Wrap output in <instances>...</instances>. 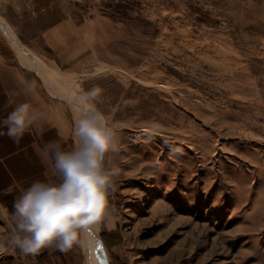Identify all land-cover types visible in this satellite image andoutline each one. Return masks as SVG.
Instances as JSON below:
<instances>
[{
  "label": "rangeland",
  "instance_id": "rangeland-1",
  "mask_svg": "<svg viewBox=\"0 0 264 264\" xmlns=\"http://www.w3.org/2000/svg\"><path fill=\"white\" fill-rule=\"evenodd\" d=\"M0 20V46L21 63L22 43L65 149L63 100L96 85L121 144L112 218L88 246L2 264H264V0H0ZM64 20L76 41L50 44Z\"/></svg>",
  "mask_w": 264,
  "mask_h": 264
},
{
  "label": "clouds",
  "instance_id": "clouds-1",
  "mask_svg": "<svg viewBox=\"0 0 264 264\" xmlns=\"http://www.w3.org/2000/svg\"><path fill=\"white\" fill-rule=\"evenodd\" d=\"M36 87L35 81L28 85L29 91ZM103 96L104 90L96 85L64 98L75 117V147L66 150L59 139L40 146L39 155L50 164L53 179L34 180L15 198L10 219L4 218L11 228L0 235V255L18 250L23 256H35L44 249L67 253L74 245L87 247L89 231L112 218L108 195L115 191L114 178L121 170L110 157L120 153L121 144L117 126L110 125L96 107ZM39 120L31 103H20L0 123L6 129L0 136L6 134L19 144L26 132L39 127Z\"/></svg>",
  "mask_w": 264,
  "mask_h": 264
},
{
  "label": "crops",
  "instance_id": "crops-1",
  "mask_svg": "<svg viewBox=\"0 0 264 264\" xmlns=\"http://www.w3.org/2000/svg\"><path fill=\"white\" fill-rule=\"evenodd\" d=\"M76 27L74 21L64 20L48 28L45 36L50 44H62L65 41L73 43L78 37ZM75 45L72 46L73 51ZM12 55L0 46V123L16 105L24 102L33 105L40 114V120L39 127L34 126L26 132L19 144L14 143L6 134L0 136V235L5 229L11 228L4 218L10 219L13 202L19 193L34 180L53 179L50 164L39 155L40 146L53 139L62 141L60 118L55 117L50 108L52 106H46L47 101L41 95L43 92L37 82L31 79L27 67L14 62ZM32 81L36 82L37 87L29 91L28 85ZM0 131L6 133V129L0 128ZM50 252L48 257L42 259L43 262L47 263L62 254L57 250ZM10 255H0V264L12 260Z\"/></svg>",
  "mask_w": 264,
  "mask_h": 264
},
{
  "label": "bare ground",
  "instance_id": "bare-ground-1",
  "mask_svg": "<svg viewBox=\"0 0 264 264\" xmlns=\"http://www.w3.org/2000/svg\"><path fill=\"white\" fill-rule=\"evenodd\" d=\"M1 21V20H0ZM3 23V22H2ZM4 23H6V21L4 22ZM1 27H2V25H1ZM6 27V26H5ZM10 31V30H9ZM8 32V31H7ZM12 34H13V32H12ZM14 35V34H13ZM13 37H15V36H13ZM18 40V39H17ZM17 40H12V42L14 43V48L16 49V51H17V54H18V56H19V60H21V63L25 66V67H27V68H31L32 69V66H34V65H31V64H33V63H31L32 61H29L28 59H27V57H26V55L24 56L23 54L25 53L24 52V49L22 48V46H20V45H22V43L21 44H19L18 42H17ZM9 41V40H8ZM10 44H12V43H10ZM12 46V45H11ZM26 50H28V49H25V51ZM28 51H30V50H28ZM24 52V53H23ZM32 52H33V50H32ZM35 52H36V50H35ZM34 56V55H33ZM41 57V56H40ZM34 58V57H33ZM42 59V58H41ZM34 60H35V62H36V60L38 61V58L37 57H35L34 58ZM36 64V63H35ZM43 65V64H42ZM38 66V65H37ZM39 69V68H38ZM37 69V70H38ZM45 69V68H44ZM39 70L38 72H40V74H41V76L43 77V78H45V79H49L50 78V74L48 75V68H47V71L46 70ZM49 69H50V67H49ZM53 72V71H52ZM58 74V73H57ZM49 76V77H48ZM53 76V75H52ZM55 77V76H54ZM53 79V78H52ZM58 83H60V82H58ZM49 84V83H48ZM74 83L72 82V85H73ZM58 85V84H57ZM62 85V84H61ZM65 90V89H64ZM75 93V92H74ZM66 94V93H65ZM64 94V95H65ZM66 97H67V95H66ZM91 106V105H90ZM89 106V107H90Z\"/></svg>",
  "mask_w": 264,
  "mask_h": 264
}]
</instances>
